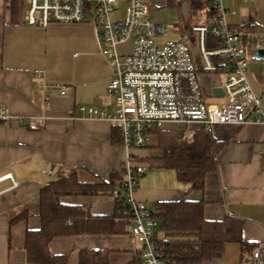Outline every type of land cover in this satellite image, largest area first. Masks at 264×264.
<instances>
[{
  "label": "crops",
  "instance_id": "obj_1",
  "mask_svg": "<svg viewBox=\"0 0 264 264\" xmlns=\"http://www.w3.org/2000/svg\"><path fill=\"white\" fill-rule=\"evenodd\" d=\"M218 2L232 28L254 30L264 37V0ZM122 3L125 16L127 2ZM26 6L27 0H0V106L11 114L10 119L0 122V264H28L26 233L41 226L39 198L43 187L71 174L89 183L108 181L124 171L125 149L111 141L115 126L109 119L115 111L109 90L112 68L102 55L103 41L97 29L91 23L30 26ZM160 12L169 13L168 18L179 28V39L189 35L198 58L196 38L190 31L209 22L205 13H194L192 0H152L149 19L153 23L160 19ZM198 16L205 21L197 22ZM118 47V52L128 54L132 42ZM37 72L42 73L41 78ZM200 78L206 91L210 75L201 73ZM248 79L263 99L264 117V59H250ZM63 86L69 88L66 96L57 92ZM81 107H95L105 115L90 116ZM160 129L182 133L183 140L199 130L208 132L199 124L166 123ZM189 130L193 132L186 138ZM208 133L225 146L218 156V171L207 175L203 191L191 190L178 180L174 170L164 168L155 132L149 146L134 152L149 169L139 179L136 199L151 208L157 202L184 198L204 201L207 219L237 216L244 220V240L264 244V123L218 125ZM9 174L11 178H3ZM61 202L79 206L95 217L112 216L117 207L115 199L104 194L69 195ZM23 213H28V218L11 225V219ZM121 229L110 235L56 237L49 249L54 255H68V264H78L85 249L108 250L110 264H130L141 253V245L131 236L130 226ZM159 229L160 223L157 234L161 236ZM241 258L240 244L227 243L220 253L200 264H241Z\"/></svg>",
  "mask_w": 264,
  "mask_h": 264
},
{
  "label": "built area",
  "instance_id": "obj_2",
  "mask_svg": "<svg viewBox=\"0 0 264 264\" xmlns=\"http://www.w3.org/2000/svg\"><path fill=\"white\" fill-rule=\"evenodd\" d=\"M121 2H127L125 16L114 21L110 15ZM151 2L27 0L26 22L41 27L53 23H91L97 29L103 41L102 55L112 68L109 90L115 111L109 119L119 128L125 149L123 187L113 190L112 197L124 198L131 236L141 245L143 264H163L155 242L157 211L135 197L144 167L134 152L149 146L152 134L166 123L199 124L208 132L218 125L264 123L263 99L248 79L249 61L264 50V37L254 30L232 28L226 21L227 13L214 0L219 16L193 26L190 31L196 38V58L189 35L162 45L155 41L165 30L149 19ZM210 40L215 42L212 47L208 45ZM127 41L132 42V50L121 54L117 47ZM201 73L225 76L222 84L209 92V97L218 102H208ZM37 77L41 78L42 73L37 72ZM42 87L46 88V83ZM215 88L222 90V98L214 96ZM68 91L65 86L57 90L61 96ZM81 110L90 116L105 115L95 107ZM10 117L9 109L0 106V122ZM191 132H187L186 138ZM11 177L9 174L3 178ZM241 264H264V244L242 255Z\"/></svg>",
  "mask_w": 264,
  "mask_h": 264
},
{
  "label": "trees",
  "instance_id": "obj_3",
  "mask_svg": "<svg viewBox=\"0 0 264 264\" xmlns=\"http://www.w3.org/2000/svg\"><path fill=\"white\" fill-rule=\"evenodd\" d=\"M195 12L203 11L211 21L220 10L214 0H192ZM209 47L215 45L210 40ZM159 146L163 151L164 168L176 172L180 182L190 185L191 190L203 191L208 174L218 171V156L225 143L217 141L211 133L199 130L190 139L183 140L182 133H167L158 129ZM154 132V133H155ZM111 141L122 145L117 126L113 127ZM124 171L114 174L108 181L82 183L76 174L63 177L40 191L38 230L26 233L24 250L28 264H68V255H54L49 245L56 237L70 235L118 234L130 226L128 207L124 198H114L116 212L112 216H92L79 206L65 205L61 198L69 195H110L123 187ZM204 201L186 198L162 201L154 204L160 233L155 237L158 254L163 263L200 264L220 253L227 243H238L242 255L251 253L258 244L246 242L242 236L244 220L226 215L223 220L213 221L205 216ZM28 218V213L13 217L11 225ZM110 251L85 249L80 252L78 264H110ZM130 264H143L139 252Z\"/></svg>",
  "mask_w": 264,
  "mask_h": 264
},
{
  "label": "rangeland",
  "instance_id": "obj_4",
  "mask_svg": "<svg viewBox=\"0 0 264 264\" xmlns=\"http://www.w3.org/2000/svg\"><path fill=\"white\" fill-rule=\"evenodd\" d=\"M124 7H125V4L124 3H119L118 4V7L116 8V10L111 13L110 17L112 20H119L121 18H123L124 16ZM160 16V19L158 21H155V23L157 22L162 24L164 26V30H165V33H163L162 35H159L157 37H155V41L159 44V45H162L164 44L165 42L167 41H171V40H179L180 38V32H179V28L178 27H175V22H172L170 20V17L169 16V13L167 12H160L159 14ZM154 16V14H153ZM205 18L202 17V16H198V18L196 19L197 22H203L205 21L204 20ZM119 49V47H118ZM120 51V49H119ZM217 77V78H215ZM220 77V78H219ZM210 78H211V82H210V85L208 87V89L205 91V94L207 95L208 97V102L209 103H215V102H218L217 100H214L213 98H210L209 97V92L211 91V89L216 86V85H221L222 84V81H223V76H216V75H210ZM187 132L189 131H185V133L187 134ZM143 166V164H142ZM144 170H149L148 168H144Z\"/></svg>",
  "mask_w": 264,
  "mask_h": 264
},
{
  "label": "water",
  "instance_id": "obj_5",
  "mask_svg": "<svg viewBox=\"0 0 264 264\" xmlns=\"http://www.w3.org/2000/svg\"><path fill=\"white\" fill-rule=\"evenodd\" d=\"M255 58H257V59H264V50H259L256 53ZM213 94L215 96H218V97H222L223 96V92H222V90L220 88L213 89Z\"/></svg>",
  "mask_w": 264,
  "mask_h": 264
}]
</instances>
